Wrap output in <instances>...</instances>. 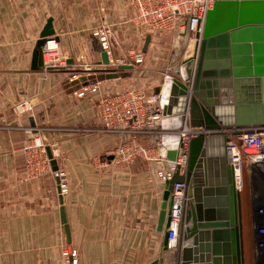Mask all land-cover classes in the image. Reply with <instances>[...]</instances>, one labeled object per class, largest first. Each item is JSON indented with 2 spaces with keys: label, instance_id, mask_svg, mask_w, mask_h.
<instances>
[{
  "label": "crops",
  "instance_id": "0c3cea01",
  "mask_svg": "<svg viewBox=\"0 0 264 264\" xmlns=\"http://www.w3.org/2000/svg\"><path fill=\"white\" fill-rule=\"evenodd\" d=\"M131 15L128 0H0V264H61L63 247L76 251V264H149L160 256L156 221L161 190L151 181L153 169L142 158L128 169L112 165L114 135L96 130L101 125L98 94H72L73 88L94 80L109 91L135 82L139 89L167 93L171 76L158 83L154 73L162 68L166 76L180 64L170 56V34L135 26ZM49 17L68 66L76 67L81 53L92 65L86 78L69 82V69L63 66L30 68ZM105 22L114 31L107 58L124 57L123 64L132 65L118 69L114 78L100 70L105 50L91 34ZM131 48L142 50L141 63L126 57ZM168 57L172 62L167 63ZM21 99H30L33 108L17 116L11 105ZM181 122L178 115H163L162 127L173 129ZM34 137L50 148L68 181L62 203L50 164L37 173L26 169L24 148ZM45 157L49 160L46 151ZM239 214L243 264H256L249 216ZM178 245L163 253L164 264H177Z\"/></svg>",
  "mask_w": 264,
  "mask_h": 264
},
{
  "label": "water",
  "instance_id": "95a60500",
  "mask_svg": "<svg viewBox=\"0 0 264 264\" xmlns=\"http://www.w3.org/2000/svg\"><path fill=\"white\" fill-rule=\"evenodd\" d=\"M53 34L49 17L32 50V70L44 69L42 46L49 38L56 40ZM101 57L102 65L109 64L106 51ZM131 68L130 64L117 66ZM107 77H118V73L108 72ZM169 80L168 91L161 97L162 114L178 115L182 121L187 112L190 125L209 133L189 141L185 173L175 166L162 185L156 221L161 253L149 264H164L175 183H184L186 196L177 264H243L239 198L225 155L227 135L221 130L232 127L250 132L264 127V0H214L193 55L181 60ZM45 151L56 171L50 148ZM166 157L174 160L176 151L167 150ZM60 211L65 223L63 207ZM64 228L68 236L66 224Z\"/></svg>",
  "mask_w": 264,
  "mask_h": 264
},
{
  "label": "built area",
  "instance_id": "2783aa9c",
  "mask_svg": "<svg viewBox=\"0 0 264 264\" xmlns=\"http://www.w3.org/2000/svg\"><path fill=\"white\" fill-rule=\"evenodd\" d=\"M132 8L129 22L153 32L167 31L171 34V46L182 48L181 60L193 55L195 46L201 39L205 14L214 0H128ZM113 24L102 23L91 34L98 39L100 47L107 53L113 40ZM53 42V44H49ZM135 64L144 59L142 50L128 49L127 56ZM44 69L59 66L69 69V82L89 76L93 67L83 53L78 55L76 67L68 66L66 57L58 52L56 42L49 38L42 46ZM124 63V57L109 60L102 65L101 71L117 72V66ZM72 94L83 97L98 94L97 106L101 125L96 130L114 135L115 145L109 162L122 169H128L136 158H142L151 165V181L162 190V185L173 173L175 166L185 173L189 141L209 131L201 126L189 123L188 113H183L181 124L173 129L162 127L161 94L146 93L138 88L105 90L99 80L87 81L73 88ZM33 102L21 99L11 108L17 116L31 111ZM227 135L225 155L233 169L234 186L239 198V213L249 216V228L254 243L256 264H264V127L253 128L248 132L243 129L224 128ZM181 144V146H179ZM26 169L41 172L49 169V160L45 157V144L39 137H34L31 145L25 146ZM169 149L176 151L174 160L166 157ZM60 193L68 190V181L62 171H55ZM185 185L175 183L172 190V207L168 227V248H175L178 243L182 215L185 207ZM263 251V252H262ZM61 264H76V251L63 247Z\"/></svg>",
  "mask_w": 264,
  "mask_h": 264
},
{
  "label": "rangeland",
  "instance_id": "374dc122",
  "mask_svg": "<svg viewBox=\"0 0 264 264\" xmlns=\"http://www.w3.org/2000/svg\"><path fill=\"white\" fill-rule=\"evenodd\" d=\"M170 34V33H169ZM169 47H170V56H171V58H172V60H176V65L178 66V64L180 63V60H181V53H182V51H180V50H182V48H173L172 46H171V34H170V43H169ZM173 48V49H172ZM177 51V52H176ZM166 59V57H161V61L162 62H164V60ZM170 62H172V61H170V59H169V57H168V61H167V63H170ZM158 71H156L155 73H154V75L157 77L156 79H157V81H158V83H159V79H165L164 77H169V75L170 76H172L173 75V72H168V73H166V76H164V70L162 69V68H158L157 69ZM137 86H139V84L138 83H135V82H129L128 83V88H137ZM142 87H140V90H142V89H144V88H142ZM139 89V88H138ZM150 90H151V88H149V89H144V91L146 92V93H150ZM17 102V101H16ZM14 104V103H13ZM13 104L11 105V108H12V106H13ZM148 162V161H147ZM151 166V165H150ZM264 251V250H263ZM262 251V252H263Z\"/></svg>",
  "mask_w": 264,
  "mask_h": 264
},
{
  "label": "bare ground",
  "instance_id": "6f19581e",
  "mask_svg": "<svg viewBox=\"0 0 264 264\" xmlns=\"http://www.w3.org/2000/svg\"><path fill=\"white\" fill-rule=\"evenodd\" d=\"M49 44H53V42H49Z\"/></svg>",
  "mask_w": 264,
  "mask_h": 264
}]
</instances>
